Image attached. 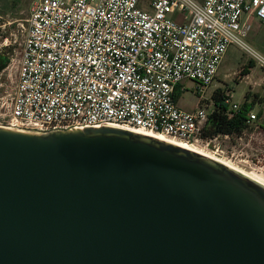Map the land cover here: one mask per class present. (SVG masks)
Listing matches in <instances>:
<instances>
[{"label": "water", "instance_id": "water-1", "mask_svg": "<svg viewBox=\"0 0 264 264\" xmlns=\"http://www.w3.org/2000/svg\"><path fill=\"white\" fill-rule=\"evenodd\" d=\"M0 264H264V187L121 128L0 126Z\"/></svg>", "mask_w": 264, "mask_h": 264}, {"label": "built area", "instance_id": "built-area-1", "mask_svg": "<svg viewBox=\"0 0 264 264\" xmlns=\"http://www.w3.org/2000/svg\"><path fill=\"white\" fill-rule=\"evenodd\" d=\"M32 0L6 114L10 129L48 133L111 126L200 143L232 158L205 135L208 118L239 109L229 89L205 98L230 47L260 66L249 47L247 18L264 25V0ZM191 85L192 88H187ZM190 90L187 111L176 91ZM216 91V90H215ZM256 114L249 112L246 124Z\"/></svg>", "mask_w": 264, "mask_h": 264}, {"label": "rangeland", "instance_id": "rangeland-1", "mask_svg": "<svg viewBox=\"0 0 264 264\" xmlns=\"http://www.w3.org/2000/svg\"><path fill=\"white\" fill-rule=\"evenodd\" d=\"M32 0H0V50L9 58V66L0 73V126L6 125V114L11 101L16 78L17 63L20 58L25 39L26 19ZM140 7L148 10V0H141ZM255 22V20H253ZM252 41L246 38L244 42L264 58V25L250 34ZM250 57L235 47H230L218 66L215 86L233 93V101L241 105L244 101H253V113L262 116L245 130L240 136L230 138V141L220 142L226 153L234 154L232 158H222L224 162L240 169L252 178L264 184V66L254 62L250 74L241 75V70ZM191 89V85H187ZM211 89L207 90L205 98L210 101ZM198 96L190 90L184 91L177 100L178 106L184 110H192L198 106ZM195 147L209 154L200 143ZM218 158V157H217Z\"/></svg>", "mask_w": 264, "mask_h": 264}, {"label": "trees", "instance_id": "trees-1", "mask_svg": "<svg viewBox=\"0 0 264 264\" xmlns=\"http://www.w3.org/2000/svg\"><path fill=\"white\" fill-rule=\"evenodd\" d=\"M255 66L252 60H249L246 66H244L241 70V75L246 76L250 73V69ZM223 90L217 89L214 93V98L219 96L220 92ZM176 98L178 94L175 93ZM254 102L244 101V103L239 107V109L232 114L224 113L225 105L221 104V109L218 112H214L208 118V130L205 135L213 136L216 134L228 135L231 137L240 136L245 130H247L251 125L246 124V118L249 112L253 109ZM262 116L261 112H258L256 118H260ZM260 129L264 130V126L262 124L259 125Z\"/></svg>", "mask_w": 264, "mask_h": 264}, {"label": "bare ground", "instance_id": "bare-ground-1", "mask_svg": "<svg viewBox=\"0 0 264 264\" xmlns=\"http://www.w3.org/2000/svg\"><path fill=\"white\" fill-rule=\"evenodd\" d=\"M126 130L133 131V132H136V133L148 136V137L156 138L158 140L166 141V142L172 143V144H174L176 146L191 150V151H193L195 153H198V154H200V155H202L204 157L210 158L211 160L217 161V162L223 164L224 166H227L228 168L234 170L235 172L245 176L246 178H248V179L252 180L253 182H255V183H257V184H259V185L264 187V184L262 182L252 178L251 176H249L248 174L244 173L240 169L232 166V164L230 165V164L222 161L221 159H218V158H216L214 156H211L210 154H207L206 152L202 151L201 149L195 147L193 144H188V143L183 142V141L174 140V139H172L170 137H167L165 135H162V134H154V133H149V132L146 133V132L137 131V130H133V129H126Z\"/></svg>", "mask_w": 264, "mask_h": 264}, {"label": "crops", "instance_id": "crops-1", "mask_svg": "<svg viewBox=\"0 0 264 264\" xmlns=\"http://www.w3.org/2000/svg\"><path fill=\"white\" fill-rule=\"evenodd\" d=\"M253 20H255V22H253ZM246 22H247V26H248V30H247V37L246 38H249L250 39V41H252V39H251V36H250V34L252 33V32H255L256 31V29L258 28V27H260V22L256 19V18H254V17H249V18H247V20H246ZM261 25H263V24H261ZM253 42V41H252ZM254 43V42H253ZM228 52V51H227ZM227 52H226V54H227ZM225 54V55H226ZM224 55V56H225ZM224 58V57H223ZM251 60V59H250ZM254 62V61H253ZM251 72V71H250ZM250 74V73H249ZM248 74V75H249ZM248 75H246V77L248 76ZM216 79V78H215ZM211 89V95H214V93H215V90H217V89H221V90H223L221 87H218V86H215L214 84H213V86L210 88ZM176 93L178 94V97L176 98L177 100H178V98H179V95L181 94V93H179L178 91H176ZM199 103V102H198ZM236 103V102H235ZM178 104V103H177ZM238 105V104H237ZM242 105V104H241ZM241 105H238L239 107L241 106ZM195 109V108H194ZM194 109H192V110H194ZM192 110H189V111H192ZM250 112H253L252 110L250 111Z\"/></svg>", "mask_w": 264, "mask_h": 264}, {"label": "flooded vegetation", "instance_id": "flooded-vegetation-1", "mask_svg": "<svg viewBox=\"0 0 264 264\" xmlns=\"http://www.w3.org/2000/svg\"><path fill=\"white\" fill-rule=\"evenodd\" d=\"M3 65H4V67L1 68L0 73L2 71H4L9 66V58H8L7 54L4 51L0 50V67Z\"/></svg>", "mask_w": 264, "mask_h": 264}]
</instances>
